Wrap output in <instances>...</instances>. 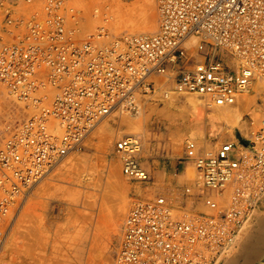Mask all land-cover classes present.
<instances>
[{
    "label": "built area",
    "instance_id": "obj_1",
    "mask_svg": "<svg viewBox=\"0 0 264 264\" xmlns=\"http://www.w3.org/2000/svg\"><path fill=\"white\" fill-rule=\"evenodd\" d=\"M157 8L152 35L115 36L98 11L104 25L82 37L69 0H0V87L28 113L0 146V264H12L6 245L32 190L103 119L138 114L165 92L216 106L252 93L263 106L253 87L264 81V0H157ZM245 131L212 152L185 140L196 184L177 201L137 200L113 264L223 263L264 196V118ZM142 148L139 136L126 135L114 154L127 179L148 184Z\"/></svg>",
    "mask_w": 264,
    "mask_h": 264
},
{
    "label": "rangeland",
    "instance_id": "obj_2",
    "mask_svg": "<svg viewBox=\"0 0 264 264\" xmlns=\"http://www.w3.org/2000/svg\"><path fill=\"white\" fill-rule=\"evenodd\" d=\"M69 1L78 10L82 25V37L95 32L97 28L104 25L102 19L96 16L98 11L108 12L110 18L108 28L115 36L132 35L140 30V27L127 28L126 20H120L119 16L114 13L115 6L127 9L130 14L132 12V20H138L146 13L143 7H139L140 0ZM134 2L138 3L137 6ZM151 11L156 20V27L151 30L152 32H146L148 34L155 33L158 29L157 0H153ZM118 26H123V28ZM167 100L156 99L146 102L143 107L146 119L142 121L141 125L132 128L133 130L122 122L125 117L132 118L130 115L114 113L103 119L89 134L82 149L64 160L50 176L32 190L28 200L16 214L17 218L6 246V256L12 264H86L87 258H89L87 264L89 262L90 264H113L121 243L124 221L130 208L137 200L163 194L177 201L185 187L196 184L197 172L193 164L185 158L184 153L185 140L193 137L183 133L182 139L180 138L178 145L176 144L177 146L172 144L170 138L172 126L180 128L179 125L189 124V122H186L182 114L179 115L181 107L175 108L173 114L166 112ZM252 100L256 99L252 98ZM259 103L263 104L264 108V101H259ZM253 105L256 106L255 110L253 109L255 115L261 108L256 103ZM251 108H247L245 116L249 113L251 116L253 115L252 112H249ZM161 110L163 114L159 115ZM165 114L166 118L163 116ZM167 114L175 120L169 121L172 118H168ZM209 114L212 115V113ZM257 114L258 117L254 115L253 117L259 118L260 113ZM188 116L190 115L188 114ZM209 116L206 117L207 120ZM27 117L28 113L24 105L0 87V146L12 129ZM245 120L243 118V129ZM100 123H102L101 126L105 123L113 124L114 133L107 140L101 133L98 134ZM230 129L232 131L218 133L216 130L212 131V126L209 125L206 127L205 134L197 135L193 141L203 148L210 142L219 146L222 144V139L231 134H234L238 139L243 137L240 131L243 130L242 128L236 126L235 128L230 127ZM127 134L136 135L142 139L143 148L140 158L143 166L151 174L154 173L153 170L161 171L154 181L151 180L148 184L131 181L122 174L121 163L114 154V146L120 138ZM66 163L69 165L65 166ZM164 168L167 172H164ZM82 174L89 179L87 182L82 181ZM198 209L207 211V208H204L202 204H199ZM118 210H122L123 213H120L115 228L112 219L114 218L113 214ZM263 221L264 198L259 204L254 218L244 228L236 246L222 264L245 263L243 260L244 250L250 240H257L259 234L264 231ZM60 247L64 250L61 255ZM90 248L91 250H89ZM258 249L259 252L246 264H264V240H260Z\"/></svg>",
    "mask_w": 264,
    "mask_h": 264
},
{
    "label": "bare ground",
    "instance_id": "obj_3",
    "mask_svg": "<svg viewBox=\"0 0 264 264\" xmlns=\"http://www.w3.org/2000/svg\"><path fill=\"white\" fill-rule=\"evenodd\" d=\"M89 2V1H88ZM92 2V1H91ZM152 2L153 0H140L139 3H140V6L139 7H143L144 10H145V14L140 18V19H134L132 20V17H131V14L130 12L126 9H123L122 7H118V6H115V9H114V13L116 15L119 16V19L120 20H123L125 19L126 22H127V25L128 27L127 28H137V27H140V30H138L137 33L135 34H132V35H152L154 33H151V34H148L146 32H152L151 30H153L155 27H156V20L154 18V16L152 15ZM135 3V2H134ZM78 4V3H77ZM81 4V3H80ZM85 4V3H84ZM83 4V5H84ZM136 6H137V2L135 3ZM82 5V6H83ZM89 5V4H88ZM81 6V7H82ZM86 6V4H85ZM84 6V7H85ZM111 6V5H110ZM80 8V7H79ZM86 9V8H85ZM92 9V7H91ZM138 9V8H137ZM136 9V10H137ZM158 9V8H157ZM131 10V9H130ZM108 13V12H107ZM137 18V17H136ZM90 19V18H89ZM158 20H159V16H158ZM87 21V20H86ZM89 21V20H88ZM87 21V22H88ZM110 23V22H109ZM122 25V24H121ZM112 26V25H111ZM88 27V26H87ZM119 28H123L118 26ZM115 28V27H114ZM126 28V29H127ZM93 29V28H92ZM117 29V27H116ZM158 29H159V25H158ZM157 29V31H158ZM156 31V32H157ZM155 32V33H156ZM254 91V95L256 94H261L264 96V81H259L254 87H253ZM177 95V96H175ZM170 96V97H169ZM174 96V97H172ZM252 96V93L247 97H240L238 98V100L232 104V105H225V106H216L214 104H211L210 102H207L205 100H202L194 95H181V94H178V93H174V94H171V93H167L165 92L164 94V97L162 99H168L166 102L168 104V108L167 110L165 109L166 112H169V114L172 112V114L174 113V109L175 108H179L181 107L182 110H180L182 114V116H184L183 118L186 119V122H189V124H184V125H179L180 128H176V126H172L171 128V132L172 134H170V138L172 139V144L174 146H177L178 145V142L180 141V138L182 139L181 135L183 133L185 134H188L190 137H193V139H195L198 136L200 135H204L205 134V131H206V127H208L209 125L212 126V131L216 130L218 133H221V132H224V131H232L230 129V127L232 128H235L236 126H238L240 129L242 128L243 129V124H242V121H243V118H245V114L246 112L248 111L247 108L249 107H252L253 104H255V102H251L252 98H255V97H251ZM169 97V98H168ZM177 97H181V98H177ZM247 98H251V99H247ZM256 99V98H255ZM152 100H156V99H152ZM151 101V100H150ZM258 106V105H257ZM261 109L264 110L263 106H259ZM258 107V108H259ZM257 108V109H258ZM259 108V109H260ZM261 109H260V112H256L257 113H260L259 114V118H254L253 115H254V111H253V108L249 109V112H252V118L255 120V123L253 126H249V122L248 120L246 119V123L245 124V127L243 130H240L242 131L243 134H247L249 133V131H245V130H252L254 131V129L257 128V126L259 125L260 121L264 118V113L261 112ZM247 110V111H246ZM252 110V111H251ZM153 111V110H152ZM161 112V113H160ZM159 112V115L160 114H163L162 110ZM165 112V113H166ZM212 113V115H210L209 113ZM254 112V113H253ZM121 115V113H119ZM188 114L190 116H188ZM250 114V113H249ZM254 115L256 117H258V114L257 115ZM148 115V114H147ZM210 115V116H209ZM251 115V114H250ZM125 116V114H124ZM132 118H130L128 116V118H124L123 119V123H125L127 125V127L129 128H134L135 126H139L141 125L142 121L144 119H146L145 115H144V110L141 109L140 112L138 114H134V115H130ZM149 116V115H148ZM147 116V118H148ZM164 117L166 116L163 115ZM162 116V117H163ZM168 116V114H167ZM209 116V119L207 120L206 117ZM110 117V116H109ZM166 118V117H165ZM168 118H172L171 120L169 119V121H172L174 118L173 117H170V115L168 116ZM167 118V119H168ZM176 118H179V117H176ZM182 118V120H183ZM106 119V118H105ZM184 119V120H185ZM175 120V119H174ZM178 120V119H177ZM121 121V120H120ZM168 121V122H169ZM102 122V121H101ZM174 122V121H173ZM171 122V123H173ZM104 123V122H103ZM118 123V122H117ZM176 123V122H175ZM102 123H100V127L98 129V134L101 133V135L103 136L104 139H108V137L110 135H112V133H114V128H113V124H109V123H105L104 125L101 126ZM173 125V124H172ZM194 125V126H192ZM171 126V125H170ZM183 126V127H182ZM192 126V127H191ZM178 127V126H177ZM98 128V127H97ZM174 129H178L177 131L174 130ZM133 130V129H132ZM247 132V133H246ZM127 135H130V134H127ZM219 135V134H218ZM224 135H228V134H224ZM222 143L224 141H228V142H236L237 141V137L234 135V134H231V135H228L226 137H224L222 139ZM219 142V141H218ZM177 144V145H176ZM217 144V143H216ZM217 145L215 144H212L210 142L207 143V145L205 147H203L204 149V152H212V150H214V148L216 147ZM66 160V159H65ZM71 162V161H70ZM62 163V162H61ZM65 165V164H64ZM63 165V166H64ZM69 164L66 163L65 166H67ZM64 166V167H65ZM143 166V164H142ZM144 167V166H143ZM122 170V169H121ZM118 172V171H117ZM121 173V172H120ZM123 174V173H122ZM83 175V174H82ZM124 176V175H123ZM197 176V175H196ZM87 177H85V175L82 176V181H86L87 182ZM169 197V196H167ZM264 196L260 197L257 204H256V208L254 210V216H255V213H256V210L259 206V204L262 202ZM126 199V198H125ZM173 199V198H172ZM127 200V199H126ZM124 200V201H126ZM127 202V201H126ZM125 203V202H124ZM123 205V204H121ZM125 205V204H124ZM123 205V206H124ZM123 206H121V208H123ZM128 206V205H127ZM124 210V209H123ZM121 211V212H120ZM125 211V210H124ZM120 213H123L122 210H118L117 212H115V214H113V225L115 227V224L117 223V219L118 217L121 215ZM21 215V214H20ZM27 215V214H25ZM24 215V216H25ZM253 216V218H254ZM21 218V217H20ZM252 218V219H253ZM19 219V218H18ZM251 219V221H252ZM33 220V219H32ZM119 220V219H118ZM126 220V219H125ZM264 222V221H263ZM125 223V221H124ZM249 224V222H248ZM264 224V223H263ZM124 226V224H123ZM247 226V225H246ZM116 228V227H115ZM16 229V228H15ZM14 231V230H13ZM118 231V230H117ZM240 238V236H239ZM258 239L257 240H250L249 243H247V246L249 248H247L246 246V250H244V257H243V260H244V264L247 263V261H249V259H252L254 258L255 254L259 252V243H260V240H264V231L261 232V234H259V237H257ZM94 240V239H93ZM239 240V239H238ZM31 241V240H30ZM79 241V240H78ZM91 244V243H90ZM92 244H93V241H92ZM262 244V243H261ZM260 244V245H261ZM74 245V244H73ZM7 246V245H6ZM96 246V244H95ZM89 247V246H88ZM91 247V246H90ZM261 247V246H260ZM93 248V247H92ZM96 248V247H95ZM242 249V248H241ZM91 250V248L89 249ZM93 250V249H92ZM63 248L60 247V255L62 254L63 252ZM249 251V252H248ZM90 252V251H89ZM94 252V250H93ZM90 255V254H89ZM230 255V254H229ZM227 255V256H229ZM226 256V257H227ZM229 258V257H228ZM227 258V259H228ZM89 260V258H87ZM226 259V260H227ZM87 260V261H88ZM92 260V258H91ZM242 260V261H243ZM87 261L86 264H87ZM84 262V261H83ZM79 263V262H78ZM85 264V263H84ZM90 264V262H89Z\"/></svg>",
    "mask_w": 264,
    "mask_h": 264
},
{
    "label": "crops",
    "instance_id": "obj_4",
    "mask_svg": "<svg viewBox=\"0 0 264 264\" xmlns=\"http://www.w3.org/2000/svg\"><path fill=\"white\" fill-rule=\"evenodd\" d=\"M143 164V163H142ZM144 165H146V163H144ZM172 165H174V164H172ZM158 167L160 168V165H158ZM147 169V168H146ZM148 170V169H147ZM164 170V172H167V171H165L166 169L164 168L163 169ZM176 170V169H175ZM153 174H151V179L154 181V179H155V177L157 176V174L158 173H160L161 171L160 170H153Z\"/></svg>",
    "mask_w": 264,
    "mask_h": 264
}]
</instances>
